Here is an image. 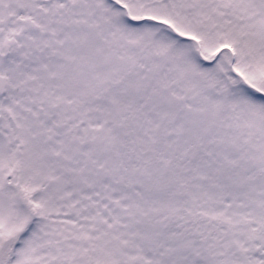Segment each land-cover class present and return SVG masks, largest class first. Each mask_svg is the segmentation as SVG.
Returning a JSON list of instances; mask_svg holds the SVG:
<instances>
[{
	"label": "snow or ice",
	"instance_id": "obj_1",
	"mask_svg": "<svg viewBox=\"0 0 264 264\" xmlns=\"http://www.w3.org/2000/svg\"><path fill=\"white\" fill-rule=\"evenodd\" d=\"M0 264H264V0H0Z\"/></svg>",
	"mask_w": 264,
	"mask_h": 264
}]
</instances>
